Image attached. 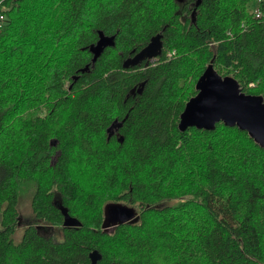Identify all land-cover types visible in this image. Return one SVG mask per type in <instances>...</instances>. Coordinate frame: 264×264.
<instances>
[{
  "label": "trees",
  "instance_id": "obj_1",
  "mask_svg": "<svg viewBox=\"0 0 264 264\" xmlns=\"http://www.w3.org/2000/svg\"><path fill=\"white\" fill-rule=\"evenodd\" d=\"M0 11V264H264V146L223 122L179 129L210 66L264 98V0ZM99 31L115 46L92 64ZM157 35L156 58L123 67ZM25 199L39 222L22 227ZM110 203L138 222L104 229Z\"/></svg>",
  "mask_w": 264,
  "mask_h": 264
},
{
  "label": "water",
  "instance_id": "obj_2",
  "mask_svg": "<svg viewBox=\"0 0 264 264\" xmlns=\"http://www.w3.org/2000/svg\"><path fill=\"white\" fill-rule=\"evenodd\" d=\"M160 36L152 41L123 63L127 68L139 64L142 60L156 57L161 48ZM115 46V36H106L99 31V39L91 44L89 51L93 55L91 63L95 64L107 47ZM88 69V65L85 70ZM77 77H74V82ZM197 95L191 98L181 114L179 129L185 131L190 127L212 130L217 123L223 122L228 126H237L245 130L260 145L264 146V98L247 95L240 90L238 81L233 77H222L210 66L197 81ZM112 129V128H111ZM64 225L78 226L75 218L66 212ZM139 216L134 207L121 203H110L105 206L104 229L114 228L126 223H137ZM97 251L91 253L92 264H96Z\"/></svg>",
  "mask_w": 264,
  "mask_h": 264
},
{
  "label": "rangeland",
  "instance_id": "obj_3",
  "mask_svg": "<svg viewBox=\"0 0 264 264\" xmlns=\"http://www.w3.org/2000/svg\"><path fill=\"white\" fill-rule=\"evenodd\" d=\"M168 53H171V52H168ZM172 55L174 56L175 55V51L172 52ZM155 57H150L149 59H153ZM20 209H21V216H22V227L27 224V223H38L39 221H36L31 213V210H30V206H29V201L27 199H25V201H23L21 203V206H20ZM39 225H44V224H41L39 223ZM19 228L16 236H15V240L18 241L20 239V236L22 234V229L23 228ZM53 228H49V230H51ZM52 231L56 232V235L58 234V238H60V233H57L58 230L57 229H53Z\"/></svg>",
  "mask_w": 264,
  "mask_h": 264
},
{
  "label": "built area",
  "instance_id": "obj_4",
  "mask_svg": "<svg viewBox=\"0 0 264 264\" xmlns=\"http://www.w3.org/2000/svg\"><path fill=\"white\" fill-rule=\"evenodd\" d=\"M2 4H3V0H0V8L2 7ZM263 16V14L261 13V11L257 8L256 9V17L257 18H261ZM5 20V15L4 13H2L0 11V26L3 24ZM172 56V52L171 53H167V57H171ZM156 58V57H155Z\"/></svg>",
  "mask_w": 264,
  "mask_h": 264
},
{
  "label": "flooded vegetation",
  "instance_id": "obj_5",
  "mask_svg": "<svg viewBox=\"0 0 264 264\" xmlns=\"http://www.w3.org/2000/svg\"><path fill=\"white\" fill-rule=\"evenodd\" d=\"M146 59H148V58H146ZM22 232H23V231H22ZM22 234H23V233H22ZM22 234H21V236H22ZM15 236H16V235H15ZM21 236H20V237H21ZM19 240H20V239H19ZM19 240H18V241H19Z\"/></svg>",
  "mask_w": 264,
  "mask_h": 264
}]
</instances>
